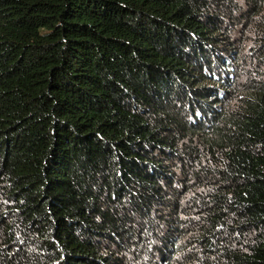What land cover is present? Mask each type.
Wrapping results in <instances>:
<instances>
[{
	"label": "trees",
	"instance_id": "1",
	"mask_svg": "<svg viewBox=\"0 0 264 264\" xmlns=\"http://www.w3.org/2000/svg\"><path fill=\"white\" fill-rule=\"evenodd\" d=\"M0 264H264V0H0Z\"/></svg>",
	"mask_w": 264,
	"mask_h": 264
},
{
	"label": "rangeland",
	"instance_id": "2",
	"mask_svg": "<svg viewBox=\"0 0 264 264\" xmlns=\"http://www.w3.org/2000/svg\"><path fill=\"white\" fill-rule=\"evenodd\" d=\"M243 42H245V51H249V49L255 44L256 40L252 38V36H244L242 38ZM254 59L251 55H248L245 61V68L242 69L241 75L239 76V84L245 83L249 78H255L256 80L263 79L261 71L263 67L258 66L257 60Z\"/></svg>",
	"mask_w": 264,
	"mask_h": 264
}]
</instances>
